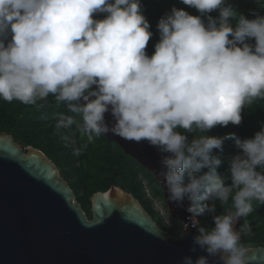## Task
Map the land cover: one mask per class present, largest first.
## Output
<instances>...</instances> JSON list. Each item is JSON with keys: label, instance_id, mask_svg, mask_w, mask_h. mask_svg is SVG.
Returning <instances> with one entry per match:
<instances>
[{"label": "clouds", "instance_id": "9594fccd", "mask_svg": "<svg viewBox=\"0 0 264 264\" xmlns=\"http://www.w3.org/2000/svg\"><path fill=\"white\" fill-rule=\"evenodd\" d=\"M181 3L199 15L172 7L149 56L153 33L141 0H0V100L40 107L51 96L71 113L59 114L53 135L75 156L109 133L156 148L168 202L187 201L196 231L190 251L206 253L180 264H255L242 235H252L247 217L264 205V125L245 139L205 133L238 126L245 108L264 101V16L247 19L228 0ZM228 139L241 150L229 161L230 184L214 153ZM217 204L224 211L212 215L214 226L201 225Z\"/></svg>", "mask_w": 264, "mask_h": 264}, {"label": "water", "instance_id": "95a60500", "mask_svg": "<svg viewBox=\"0 0 264 264\" xmlns=\"http://www.w3.org/2000/svg\"><path fill=\"white\" fill-rule=\"evenodd\" d=\"M105 121L111 122L109 113ZM159 183L182 239L158 226L134 195L117 185L90 196L88 218L60 170L40 149L0 132V264H180L183 256L206 255L194 247L185 207L168 202L158 176L160 153L146 142L107 134ZM179 233V234H180ZM264 264V246L248 247ZM210 264H220L209 258Z\"/></svg>", "mask_w": 264, "mask_h": 264}, {"label": "trees", "instance_id": "16d2710c", "mask_svg": "<svg viewBox=\"0 0 264 264\" xmlns=\"http://www.w3.org/2000/svg\"><path fill=\"white\" fill-rule=\"evenodd\" d=\"M228 3L247 19H254L256 15L264 16V4H257L255 0H228ZM141 4L143 15L153 33L146 48L149 56L154 52L155 43L159 41L156 27L158 20L165 13L170 12L172 7L183 9L193 16L199 15L196 9L184 5L181 0H141ZM103 15L98 14L95 18L102 19ZM209 15L215 18L218 12ZM248 42L254 44L255 40L252 38ZM60 113L71 115L63 105H55L51 96L48 103L40 107L25 106L15 100L11 103L0 100V132L12 135L24 149L33 146L43 151L60 170L61 176L72 188L76 200L89 218L91 217L90 196L97 191H105L113 184L132 193L154 220L156 216L159 218L153 200L145 191L147 187L153 198L160 199L165 204L162 189L153 174L141 167L134 158L125 154L118 144L104 136L94 138L80 156L73 155L71 147L67 146L60 137L53 135V127ZM241 115L242 121L238 126L231 123L223 127L218 125L205 135L222 137L234 133L240 139L252 138L264 125V101L245 108ZM71 131L79 144L81 142L79 134L75 132L74 127ZM186 135L191 140L192 135ZM214 153L222 160L221 166L217 169L218 174L225 178L226 184H230L229 161L240 154L241 150L236 148L233 140L228 139L223 143V150H214ZM259 170L258 168L257 171ZM206 171L207 169H201V173ZM223 211L224 209L217 204L214 214L206 212L199 217L201 225L214 226L212 215L222 214ZM170 220L172 222L170 225L160 223V227L171 235H178L182 228L177 227L176 220L171 217ZM244 223L245 220L241 218L235 226L236 229L239 230ZM247 223L252 227V235H242V243L248 247L264 246V205L256 207L247 217Z\"/></svg>", "mask_w": 264, "mask_h": 264}, {"label": "rangeland", "instance_id": "374dc122", "mask_svg": "<svg viewBox=\"0 0 264 264\" xmlns=\"http://www.w3.org/2000/svg\"><path fill=\"white\" fill-rule=\"evenodd\" d=\"M150 191V189H149ZM159 200V203L157 204L158 205V214H159V218L156 216L155 217V220L156 222L158 223L159 226H161V224H167V225H170L172 222L170 220V215L167 211V207L166 205L164 204V202L160 199ZM160 219V220H159ZM160 221V222H159ZM161 223V224H160ZM176 225L178 228H182V224L179 223V222H176Z\"/></svg>", "mask_w": 264, "mask_h": 264}, {"label": "built area", "instance_id": "2783aa9c", "mask_svg": "<svg viewBox=\"0 0 264 264\" xmlns=\"http://www.w3.org/2000/svg\"><path fill=\"white\" fill-rule=\"evenodd\" d=\"M145 191H146V194L148 195V197H150L152 200H153V203H154V207L156 208V210L158 211V203H159V200L157 198H153L149 189L147 187H145ZM158 202V203H157ZM159 213V212H158Z\"/></svg>", "mask_w": 264, "mask_h": 264}, {"label": "flooded vegetation", "instance_id": "af4514ba", "mask_svg": "<svg viewBox=\"0 0 264 264\" xmlns=\"http://www.w3.org/2000/svg\"><path fill=\"white\" fill-rule=\"evenodd\" d=\"M89 218V217H88ZM157 223V222H156ZM158 224V223H157ZM159 226V225H158ZM160 227V226H159ZM161 228V227H160Z\"/></svg>", "mask_w": 264, "mask_h": 264}]
</instances>
